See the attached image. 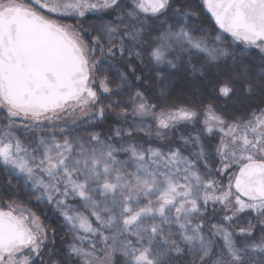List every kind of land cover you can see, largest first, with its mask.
Returning <instances> with one entry per match:
<instances>
[{"label": "snow or ice", "instance_id": "obj_1", "mask_svg": "<svg viewBox=\"0 0 264 264\" xmlns=\"http://www.w3.org/2000/svg\"><path fill=\"white\" fill-rule=\"evenodd\" d=\"M0 116V264H264V0H0Z\"/></svg>", "mask_w": 264, "mask_h": 264}, {"label": "rangeland", "instance_id": "obj_2", "mask_svg": "<svg viewBox=\"0 0 264 264\" xmlns=\"http://www.w3.org/2000/svg\"><path fill=\"white\" fill-rule=\"evenodd\" d=\"M103 15L102 13H90L88 18L85 19L84 21V27L88 28L90 25L95 24V23H99L98 17ZM65 22H71L70 19L66 20ZM209 25L205 24V27L207 28ZM214 27V26H213ZM230 39V38H229ZM243 47V46H241ZM249 52L251 53H256L255 49H251L249 50ZM247 60L249 62L252 63H258V59L256 57V55H249L247 57ZM232 70V65H231V60L227 61V64H221L219 68L216 67H210L209 69V77L216 79L219 78L221 80H223L224 78L227 77V75L229 74V72ZM134 79V78H133ZM190 78L185 74L183 78H178L174 85L172 86V88L170 89L171 92V96L173 99H182L185 100L189 103L192 102H196L199 103L200 99L203 98L206 101L209 100L211 98V100L215 103L216 107L218 110L221 111H225V112H231L234 108H236L238 106L237 102H236V98H233L232 100H226L223 97H219L218 94L216 96H213V90L210 86H207V82H205L204 84L200 85L201 87V94L195 96V98L192 95H189V89H190V85L188 83V80ZM200 78L197 77V80H199ZM145 87H147L145 85ZM158 86L157 85H153L149 91L151 94H155L156 90H157ZM121 100H123L125 103L127 102V93H124L121 97ZM120 109H116V111L118 112ZM112 117L108 118L107 120H104L103 122L97 123L95 125H90V124H82L80 126H78L77 128H67L69 129L73 135L80 133V134H85L86 135V129L87 130H95V131H101L103 133H107L108 130H110L111 128L117 126V124H123L122 121L118 122L115 120V113L112 112L110 110ZM131 119V117H130ZM62 121V120H61ZM64 121V120H63ZM65 127V126H64ZM175 131V130H174ZM182 131H185L183 128L181 129V131L176 132V137L178 138L179 135L181 134ZM24 130L22 128H19L17 130V134L23 136ZM139 136H143V133H138ZM145 140H147V137H144ZM177 142H179V140L177 139ZM151 143L153 144H157L159 143L158 141H156L154 138L151 141ZM0 177L5 181V183H7L8 180H12V182L15 184L16 183V179L15 177H11L8 174H6L2 169H0ZM52 214V215H56L51 209H48ZM242 215V219L237 221V224L233 225V228L236 229L238 226H247V221L250 217L244 216ZM58 216V215H57ZM60 219V218H59ZM257 235H259V233H257ZM64 249H65V244H64Z\"/></svg>", "mask_w": 264, "mask_h": 264}, {"label": "trees", "instance_id": "obj_3", "mask_svg": "<svg viewBox=\"0 0 264 264\" xmlns=\"http://www.w3.org/2000/svg\"><path fill=\"white\" fill-rule=\"evenodd\" d=\"M199 2V0H197V3ZM210 21V18H209ZM205 24L208 25V23L206 22ZM214 26V25H212ZM114 75V74H113ZM120 98V97H119ZM111 99H116V97H112ZM101 103L103 104H108L109 103V99H102ZM250 103H256V101H251ZM247 103L242 102V105H238L236 108L239 110H242V107H247ZM112 117V114L110 112V110H108V118ZM106 119V120H107ZM0 121H3V117L0 116ZM61 126H65L66 128H77L78 126L82 125V124H89L88 119L86 117L83 116H78L77 119L75 121H73L71 118L67 119V120H62L58 122ZM6 185L5 181L0 177V188H3ZM7 197H4L2 199H0V204L4 203V200H7ZM6 208V205H5ZM33 210H37L35 207L33 208ZM210 210V209H209ZM38 214L41 215V219L43 220V222L45 223V225L49 226V234L51 236V229H56V237H55V244L54 245H50L51 247H54L57 253L63 252L64 251V241L65 239H67L65 232L62 229L61 224L59 223V217L57 215H52L51 216V212L48 209H44V208H40L38 209ZM219 217H217L218 219ZM253 222L254 219H253ZM257 227H259V225H257ZM117 259H120L119 257H117ZM37 264H39V261H37Z\"/></svg>", "mask_w": 264, "mask_h": 264}, {"label": "water", "instance_id": "obj_4", "mask_svg": "<svg viewBox=\"0 0 264 264\" xmlns=\"http://www.w3.org/2000/svg\"><path fill=\"white\" fill-rule=\"evenodd\" d=\"M210 18V17H209ZM211 19V18H210ZM214 25V24H213Z\"/></svg>", "mask_w": 264, "mask_h": 264}]
</instances>
